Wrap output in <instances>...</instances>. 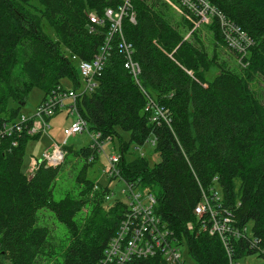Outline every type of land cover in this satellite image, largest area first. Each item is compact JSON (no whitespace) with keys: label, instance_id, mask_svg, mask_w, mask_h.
<instances>
[{"label":"trees","instance_id":"16d2710c","mask_svg":"<svg viewBox=\"0 0 264 264\" xmlns=\"http://www.w3.org/2000/svg\"><path fill=\"white\" fill-rule=\"evenodd\" d=\"M207 1L252 39L245 53H239L225 41L218 17L209 24L214 39L243 65L240 72L209 55L198 30L184 38L193 28L191 19L175 21L162 0H132L135 22L123 17L122 30L134 47L141 86L167 111L168 122L153 121L145 110V93L123 65L116 34L97 86L80 95L76 106L90 130L99 131L102 139L118 138L125 179L138 180L151 191L158 186L155 212L197 264H229L221 238L203 229L204 217L193 213L202 189L221 195L237 226L249 225V235L229 239L232 258L257 253L264 264V253L250 245L257 237L264 247V104L251 88L256 76L264 78V0ZM121 2L0 0V121L13 120L35 86L45 97L68 77L78 89V60L99 53L109 29L106 19L97 24L89 14L102 17L106 7L117 8ZM42 21L51 24L57 39L44 31ZM213 66L218 71L207 79ZM9 99L18 106L8 108ZM120 130L128 133V140ZM38 135H0V264L36 263L50 233L39 224L40 209L52 211L73 229V240L56 264H97L125 204L105 203L103 187L91 203L89 222L78 230L74 218L84 199L64 195L55 200L53 194L62 162L41 163L31 176L22 171L24 147ZM152 138L158 156L153 165L145 156L128 152L130 143L139 147ZM97 153L89 145L75 152L84 160L75 176L84 194L94 184L86 174ZM142 263L164 264L159 254Z\"/></svg>","mask_w":264,"mask_h":264},{"label":"built area","instance_id":"2783aa9c","mask_svg":"<svg viewBox=\"0 0 264 264\" xmlns=\"http://www.w3.org/2000/svg\"><path fill=\"white\" fill-rule=\"evenodd\" d=\"M170 1V0H167ZM184 7L187 18H191L195 24L209 21L211 17H218L219 25L223 31V37L227 44L239 53H245L246 47L252 44V39L241 28L230 21H226L223 15L217 11L207 0H177ZM129 16L130 21L135 22V13L132 10V0H122L117 8L106 7L103 16L90 13L89 18L97 24L103 23L106 19L109 23L106 42L101 51L91 60H78V73L82 79L78 89L64 90L61 85L52 89L44 100L38 105L35 114L31 117L21 115L13 120L0 121V135L10 134L13 131H25L30 136L46 132L48 128L47 119L51 113L58 111L61 107H69V113L76 112V118L72 124L63 129L65 139L62 143L53 142L42 153L41 159H31L30 165L25 172L31 176L36 168L44 163L46 166H57L65 157L67 149L65 148L67 138L76 133L87 131L90 137L89 146L97 152L101 143L106 139L101 138V133L96 130H90L87 121L79 114L77 110V99L85 92L92 91L97 86V77L101 75L105 52L109 47L112 35L116 34L118 39L116 47L123 56V65L131 74L134 81L142 89L146 96L145 110L151 113L152 120L161 123L168 122L167 111L155 102L153 96L148 94L142 88L140 83V66L133 58L134 47L127 40L122 30V19ZM195 19V20H194ZM73 59H76L72 55ZM72 103L68 106L65 101ZM146 143L154 146V138L148 139ZM146 143H143L145 145ZM16 143H14L15 145ZM142 146V145H140ZM143 156V153H141ZM94 157L91 156L90 159ZM121 153L107 154L106 166L103 167V173L108 180H124L126 189L122 192L126 201L119 198L113 199L125 204L121 213L119 223L115 232L108 239L103 257L97 264H143L142 261L149 257L160 255L164 264H182L180 245L168 228L167 224L155 212L156 194L153 191L143 187L138 180H127L123 177L120 169ZM107 188V187H104ZM103 187L98 181H94L92 190L99 191ZM199 201L193 208V213L197 218H203L202 228L207 229L210 234H217L228 252L229 264H234L232 251L229 245L231 237H245L249 235V225L237 226L235 217L231 210L224 206L221 195L210 189L201 190ZM112 194V193H111ZM102 197L104 202L111 200L108 188L104 191ZM189 228L191 223L187 224ZM259 239L253 237L250 245L255 251L264 253V247L260 245Z\"/></svg>","mask_w":264,"mask_h":264},{"label":"rangeland","instance_id":"374dc122","mask_svg":"<svg viewBox=\"0 0 264 264\" xmlns=\"http://www.w3.org/2000/svg\"><path fill=\"white\" fill-rule=\"evenodd\" d=\"M162 1L170 8V13L175 21H181L183 16L187 18L186 11L179 1ZM212 22L213 17H211L209 21L200 22L199 24H195L193 22V28H190L185 32L184 38H190L191 33L198 30L209 55H214L218 63L224 67L240 72L243 65L238 61L235 53L227 47L220 45V43L214 39L212 32L209 30V26ZM42 26L44 31L51 34L52 38H58V35H56L54 28H52L50 23L42 21ZM217 71V67L213 66L206 74L207 79H211ZM79 80L82 83V79L80 77ZM60 84L64 90H70L74 87L72 81L68 77L61 78ZM251 88L257 98H259L264 104V78L256 76L251 82ZM45 97L44 90L41 87H33L28 94L25 104L19 106L17 118L21 115L26 117L33 116L36 108ZM65 103L69 106L72 101L66 100ZM17 106L18 104L13 101V99L8 100V108H16ZM75 118L76 112H74V114H70L69 107H61L58 111L51 113L47 119L48 128L46 132L40 133L37 137L29 138L24 147L22 163V171L24 173L27 171L32 158L37 160L41 159L43 151L53 142H63L65 139L63 129L70 126ZM120 135L124 140H128L127 132L120 130ZM89 143L90 137L87 131L76 133L75 135H71L67 138L65 145L67 152L61 163L60 173L55 180L53 189L55 200H59L64 195L84 199L83 207L77 212L74 218V225L78 230L83 229L89 222L91 203L93 202L97 192L91 189V191H87L86 194H84V187L75 180V176L84 162L83 159H80L75 155V152L79 151L81 147L88 146ZM128 152L139 156L143 153V156L146 157L150 165H153V163L158 159L154 146H151L150 143H146L145 145L139 147L130 143L128 146ZM117 153H119L118 138L113 137L106 139L101 143L97 156L94 159V162L89 166L86 176L89 180L93 181V183L94 181H98L102 187H107L111 200L119 198L126 201L127 199L122 192L123 189H126L125 181L117 179L108 180L107 176L103 173V167L106 166V155ZM216 189L220 191L218 187H216ZM152 191L154 194H157L159 191L158 186H154ZM38 213L40 215L39 224L46 225L49 228L50 233L43 247L42 254L38 257L35 264H56L62 259L64 252L73 240V229L66 223L59 221L55 214L48 209H40ZM180 252L182 264H197L189 254L186 244L180 246ZM233 261L234 264H261V258L257 253L245 254L236 261Z\"/></svg>","mask_w":264,"mask_h":264}]
</instances>
